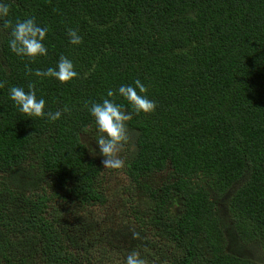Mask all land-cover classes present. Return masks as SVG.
Here are the masks:
<instances>
[{
    "label": "trees",
    "instance_id": "16d2710c",
    "mask_svg": "<svg viewBox=\"0 0 264 264\" xmlns=\"http://www.w3.org/2000/svg\"><path fill=\"white\" fill-rule=\"evenodd\" d=\"M7 2L13 22L35 16L49 31L48 54L30 62L10 51L0 21V264H98L88 258L98 232L69 218L103 206L99 178L119 171L138 227L106 235L111 252L134 247L147 264H264V0ZM61 55L78 73L70 82L28 70ZM136 79L155 110L127 122L123 167L103 168L88 108L111 89L130 112L117 90ZM30 84L58 120L13 107L9 87Z\"/></svg>",
    "mask_w": 264,
    "mask_h": 264
},
{
    "label": "clouds",
    "instance_id": "9594fccd",
    "mask_svg": "<svg viewBox=\"0 0 264 264\" xmlns=\"http://www.w3.org/2000/svg\"><path fill=\"white\" fill-rule=\"evenodd\" d=\"M9 13L10 6L7 0H0V21H3V26L10 30L7 41L10 51L18 57L27 58L30 62L36 61L39 57H45L48 54L45 44L48 27L39 24L35 16L16 19L13 22L8 18ZM68 36L69 42L73 45H79L82 42V37L75 29H69ZM28 70L37 78L50 77L62 84L70 82L78 75L73 62L64 55L59 57L54 67L50 66L45 70L39 68ZM0 87H3V82H0ZM146 92L147 88L140 79H136L131 85L119 86L117 94L128 103L131 108L130 112H126L124 105L117 103L115 99H109L114 97L111 89L107 91L108 98L90 104L88 111L93 118L97 132L95 142L102 157L103 168L120 169L123 167L124 161L118 153L128 140L127 122L133 114H149L156 107L155 102L148 98ZM8 94L13 107L29 119L46 117L54 122L61 116V111H45V100L43 97H37L32 84L29 85L28 91L20 86H11ZM63 111L68 112L69 108L65 106ZM132 238H139V233L134 232ZM124 264H147V261L138 251L133 250L125 257Z\"/></svg>",
    "mask_w": 264,
    "mask_h": 264
},
{
    "label": "rangeland",
    "instance_id": "374dc122",
    "mask_svg": "<svg viewBox=\"0 0 264 264\" xmlns=\"http://www.w3.org/2000/svg\"><path fill=\"white\" fill-rule=\"evenodd\" d=\"M99 179L101 180V185L104 189L105 196L107 197L106 203L103 206L87 207L84 210L79 211V213L83 215V219L79 221H76V219L73 220L71 217L69 220L73 225L78 224L82 228L89 225L93 229L97 230L98 234L102 233L101 238L106 235L108 236V234H112L114 238L119 239L121 234L125 232V227H138L134 218H130L128 212L124 211L127 209V206H123L125 198L122 195L121 187L123 184L121 183L126 182V178L119 171L116 173L107 172L100 176ZM57 211L58 217H60L63 213L65 214L64 209H59ZM52 213L53 212H50V214ZM105 240L102 241L104 246ZM84 241L88 243L85 238ZM98 243L99 241L96 240V252L88 255V258L98 261V264H110L108 263V260L111 257H114L116 264H122L127 254L130 253L129 251L131 249H135L134 247H129L128 249L127 246L124 245L123 248H117L107 257L104 246L99 247ZM109 245L114 247L111 243H109Z\"/></svg>",
    "mask_w": 264,
    "mask_h": 264
},
{
    "label": "flooded vegetation",
    "instance_id": "af4514ba",
    "mask_svg": "<svg viewBox=\"0 0 264 264\" xmlns=\"http://www.w3.org/2000/svg\"><path fill=\"white\" fill-rule=\"evenodd\" d=\"M93 229V228H92ZM95 230V229H94ZM97 231V230H96ZM102 234V233H101ZM101 234H98V241H99V243H98V246H100V242H102L103 240H104V236L101 238ZM92 244H94L95 246H96V240H94V241H92ZM101 246H104L103 244L101 245ZM106 246V245H105ZM104 246V249H105V251H106V255L107 256H109V255H111L112 254V252L110 251V250H108V248H107V246L105 247ZM118 248V247H117Z\"/></svg>",
    "mask_w": 264,
    "mask_h": 264
}]
</instances>
